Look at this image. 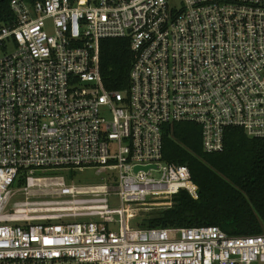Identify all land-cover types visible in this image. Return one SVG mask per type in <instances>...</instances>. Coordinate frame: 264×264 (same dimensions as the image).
I'll use <instances>...</instances> for the list:
<instances>
[{
    "label": "built area",
    "instance_id": "1",
    "mask_svg": "<svg viewBox=\"0 0 264 264\" xmlns=\"http://www.w3.org/2000/svg\"><path fill=\"white\" fill-rule=\"evenodd\" d=\"M11 9L0 21V264H264V232L134 223L181 191L199 197L190 167L163 159L165 124L200 125L207 153L225 149L230 127L264 137V0ZM105 38L130 40L126 91L104 85ZM88 169L108 176L76 183Z\"/></svg>",
    "mask_w": 264,
    "mask_h": 264
},
{
    "label": "trees",
    "instance_id": "2",
    "mask_svg": "<svg viewBox=\"0 0 264 264\" xmlns=\"http://www.w3.org/2000/svg\"><path fill=\"white\" fill-rule=\"evenodd\" d=\"M12 0H0V21L14 16ZM36 1V0H30ZM135 60L128 38H105L100 69L108 90L126 91ZM164 161L186 164L199 187V197L181 191L171 208L145 215L137 226L192 227L217 225L230 235L264 232V137L238 127L226 131L225 149L207 153L202 129L193 122L164 125ZM20 179L18 184H22Z\"/></svg>",
    "mask_w": 264,
    "mask_h": 264
},
{
    "label": "rangeland",
    "instance_id": "3",
    "mask_svg": "<svg viewBox=\"0 0 264 264\" xmlns=\"http://www.w3.org/2000/svg\"><path fill=\"white\" fill-rule=\"evenodd\" d=\"M182 0H170V3L172 6L180 7L181 6ZM51 173L47 171H38L36 172V175L39 176H46L50 175ZM108 173L105 174H98L94 169H88L85 171H77L75 174L73 173L72 178L74 181L78 184H97L103 182V177H107ZM116 198V197H115ZM111 203L115 206L118 207L119 203L116 202V200L113 201V197L111 199ZM150 215V214H149ZM143 216L137 218L134 222L137 220H140ZM116 227V226H114Z\"/></svg>",
    "mask_w": 264,
    "mask_h": 264
}]
</instances>
